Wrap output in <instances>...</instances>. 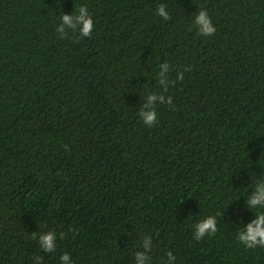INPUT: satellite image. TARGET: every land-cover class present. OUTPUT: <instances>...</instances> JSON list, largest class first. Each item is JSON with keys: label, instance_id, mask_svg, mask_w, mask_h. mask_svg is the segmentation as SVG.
Segmentation results:
<instances>
[{"label": "trees", "instance_id": "16d2710c", "mask_svg": "<svg viewBox=\"0 0 264 264\" xmlns=\"http://www.w3.org/2000/svg\"><path fill=\"white\" fill-rule=\"evenodd\" d=\"M261 179L264 0H0V264H137L144 236L145 264H264L237 239Z\"/></svg>", "mask_w": 264, "mask_h": 264}, {"label": "clouds", "instance_id": "9594fccd", "mask_svg": "<svg viewBox=\"0 0 264 264\" xmlns=\"http://www.w3.org/2000/svg\"><path fill=\"white\" fill-rule=\"evenodd\" d=\"M79 15L76 16V23L80 25L79 33L82 37H89L93 30V19L91 14L89 13L86 6H81L78 9ZM157 15L163 17L165 20H170L168 12L166 11V6L160 4L157 7ZM62 25L56 27V31L60 33L61 37H63L64 25L68 27H75L73 24V18L69 15L62 14L61 16ZM194 25L198 28L199 35H212L215 33L216 29L212 24L211 18L209 17L206 10H199L194 19ZM164 71H167L168 63H165L161 66ZM188 70V69H187ZM163 76V72L160 74ZM178 80L184 79V74L181 72L178 77ZM160 83H164L163 80ZM167 91V89L165 90ZM157 97L153 95L148 96L149 103L155 101ZM161 101L164 100V97H160ZM167 103L172 105V97L169 96ZM147 107V105H145ZM143 122L152 126L156 123V110L149 109L148 111L141 110L138 114ZM255 191L253 194L246 200V205L248 209H261L262 211H258L254 214V219L251 222L247 223L246 226L242 227L240 231L237 233V239L245 248L252 249L257 246L264 247V179H261V182L255 183L254 185ZM195 232L194 238L199 241L204 238L206 235H215L218 231L217 228V219L215 216H206L204 219L200 220L195 224ZM63 233H61V238L63 237ZM143 248L144 251L137 252L135 254V259L137 264H145V261L151 260L149 255L152 250L151 246V237L144 236L143 237ZM56 233L54 231H49L47 233H42L39 235V244L44 252L52 253L56 251ZM169 259H176L173 252L169 251L167 253ZM37 264L43 260V257H34ZM61 264H68L70 260V256L65 253L60 257Z\"/></svg>", "mask_w": 264, "mask_h": 264}]
</instances>
